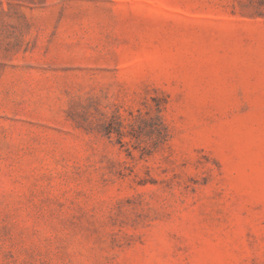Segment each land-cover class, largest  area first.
Wrapping results in <instances>:
<instances>
[{
    "label": "rangeland",
    "instance_id": "obj_1",
    "mask_svg": "<svg viewBox=\"0 0 264 264\" xmlns=\"http://www.w3.org/2000/svg\"><path fill=\"white\" fill-rule=\"evenodd\" d=\"M0 264H264V0H0Z\"/></svg>",
    "mask_w": 264,
    "mask_h": 264
}]
</instances>
